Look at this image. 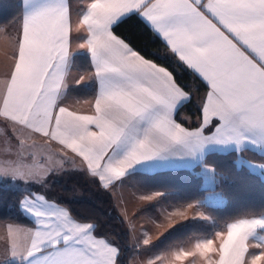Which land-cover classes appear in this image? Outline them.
I'll use <instances>...</instances> for the list:
<instances>
[{
  "label": "snow or ice",
  "instance_id": "obj_1",
  "mask_svg": "<svg viewBox=\"0 0 264 264\" xmlns=\"http://www.w3.org/2000/svg\"><path fill=\"white\" fill-rule=\"evenodd\" d=\"M132 13L163 40L176 63L206 82L196 128L173 118L178 104L191 97L175 70L146 58L114 31ZM74 31L84 34L77 37L83 39L77 49L87 50L93 69L88 80L98 84L90 114L62 103L76 51ZM10 39L0 117L14 131L41 133L70 150L80 158V170L103 187L144 162L202 161L209 145L264 150V0H86L75 19L69 0H35ZM83 81L81 76L76 83ZM23 147L17 137L18 154ZM249 166L264 169V163ZM0 174L37 178L15 162L0 167ZM21 204L35 224L8 230L14 258L27 264H118L119 249L96 233L95 223L42 195L25 197ZM204 205L197 200L187 208ZM189 257V264L198 258V264H264V213L233 218L211 238L154 255L145 264H182Z\"/></svg>",
  "mask_w": 264,
  "mask_h": 264
},
{
  "label": "trees",
  "instance_id": "obj_2",
  "mask_svg": "<svg viewBox=\"0 0 264 264\" xmlns=\"http://www.w3.org/2000/svg\"><path fill=\"white\" fill-rule=\"evenodd\" d=\"M10 4V5H9ZM20 0H0V25L8 24L21 13ZM3 15V16H1ZM114 31L125 37L147 58H151L175 70L178 82L184 89L194 93L201 91L205 84L190 70H186L167 51L163 40L155 35L149 25L137 14L132 13L114 25ZM73 62L82 69L90 66L85 54H73ZM68 92L78 97H92V84L71 86ZM180 109L199 113L193 96ZM251 157H255L252 153ZM203 162L211 165L215 183L212 189L225 196L222 205L205 203L202 210L209 221L188 220L169 228L149 245L142 246L150 252L162 250L172 244H182L196 236H212L217 229H223L226 222L246 214L264 212V181L244 166H238L233 152H209ZM128 183L143 190H160L163 193L151 205L143 206L138 212L154 213L155 204L183 205L201 200L207 187H202V177L195 170L174 168L155 172L135 171L126 175ZM44 183H28L26 188L10 185L11 179H0V221L30 224V218L20 208L24 193L40 192L47 198L63 204L73 216L95 223L96 232L113 241L118 249V264H129L133 251L123 218L117 211L111 192L102 187L98 180L82 170L50 173ZM5 264H18L8 262Z\"/></svg>",
  "mask_w": 264,
  "mask_h": 264
},
{
  "label": "crops",
  "instance_id": "obj_3",
  "mask_svg": "<svg viewBox=\"0 0 264 264\" xmlns=\"http://www.w3.org/2000/svg\"><path fill=\"white\" fill-rule=\"evenodd\" d=\"M20 1L22 4V11L18 16L14 18V24H15L13 28L14 36L16 34L17 28L19 27L25 13L35 6V0H28L27 3H26V0H20ZM69 2L72 6L73 18L75 19L76 14L79 12L82 6H84L86 0H69ZM83 36H84L83 33H76L74 31L72 48L74 50L76 49V51L73 54L81 53V54L87 55V57L89 58V63H90V57H89L87 50L77 49L78 44L83 42L82 38L77 39V37H83ZM11 48H12V43L5 42L3 39V35L0 34V82H2V79H3V72L6 70V63L10 61V58H11ZM92 71L93 69L91 68V64L89 68L82 69L78 65H76L71 59V66H70L68 75L66 77L67 82H68V87L64 90V96L62 98V103L64 106L69 107L70 110L78 111L81 114L91 113L92 109L90 107L89 102L93 100V97L96 94L97 89H98V84L95 79L88 80V77L91 75ZM81 76L84 77L85 81L77 84L76 81L80 80ZM203 82L205 84V87L201 91H198L196 93L190 90L184 89L186 93L191 94V97L193 96L194 102L198 106L199 113L191 114L186 110L180 109L182 104L184 102H187L189 99L184 101L183 103L178 104L177 109L173 113L174 120L186 128H196L199 124V119L201 116L200 106L203 102V97L205 96V93L208 91L206 82L205 81ZM82 84H92V86L94 87V94L92 97H78L68 92L69 87L82 85ZM17 137H19L20 139L24 141V147L20 149L19 154L17 152ZM37 145H43L46 147L47 150L49 149V151H53L57 153L58 155H60L57 157L62 158L63 165L67 164V166H70V167L72 166L71 168L77 167L80 170V164H81L80 158L75 157L74 154L70 152V150H62L58 142L51 141L48 138L44 137L41 133H35L34 131L29 130V129H21L19 131H14L11 123L5 120L3 117H0V167L6 166V165H12L15 162L17 165H20V164L24 165L25 170L31 171L40 176H43V174H48L52 170L54 171L56 169L59 170L57 167H60V170L65 167V166H61V160H58L59 162H57V164H59L60 166H57L55 165V163L52 162L50 163L51 167H49L43 161L44 160L43 156L42 157L40 155L35 156ZM37 151H41V150L37 149ZM209 152H223V153L233 152L235 154V162L237 163L236 161L237 158L241 162V165L237 163L238 166L246 167L250 172L258 175V177L262 181H264V169L252 168L249 166L251 162L257 165L264 163V150L257 148L256 146H253L250 148H246L243 151H237L235 146L233 145H209L206 148L203 159ZM251 153L255 157H251L250 156ZM203 159L202 161L199 159L195 161L189 158V160L185 163L184 166H172L173 162L171 161L154 160V161H149V162H144L141 164L134 165L131 169L128 170L127 174L131 172H135V171H144V172L151 173V172H155L158 170H166V169H174V168H185V169L195 170L201 164H204V165L206 164L203 162ZM206 165H209V164H206ZM84 172L87 175H89L87 171H84ZM126 175L121 179L122 184H120V181H119L118 183H115L114 185H109L108 187H105L111 192L113 200H114V205L119 211H121L120 204H117V201L119 199L122 200L121 197H124V194H132L133 196H138V198H144V197H149L147 195L151 193H155V194L163 193V191H160V190L158 192L157 190H155L154 192L152 191L148 193L146 192L143 193L141 190L137 189L134 186H131L127 182ZM45 178L46 177L44 175V179ZM0 179H11L12 182H16V183L17 181H20L21 184H25V187H23V189L27 187L26 183L32 182L29 179H24L22 177H13L10 174H0ZM99 184L102 186L100 182ZM33 195H36V196L42 195L45 197L47 201L55 202L58 205L69 209L67 206L60 204L56 202L55 200L47 198L43 193H40V192L24 193L23 197L21 198V201L24 200L25 197H29L31 199ZM151 197L152 199H144V200H147L145 202H149L151 200L150 204H152L154 199L157 198L156 196L154 197L152 195ZM190 203H194V202H190ZM150 204L148 203L146 205H142L141 203L142 206H147ZM187 204H183V205L158 204L156 205V211L154 213H150L147 211L138 212V208L142 206H138L137 208H135L136 207L135 206L134 207L135 209L129 210L130 212L127 210L129 213L126 217L124 215L125 213H123V212H127L126 210L119 212L121 217L123 218L125 227L129 234L131 246L133 247V251L129 258V264H134V262L135 264H145V261L152 258L154 255H162L166 252L176 251L178 249H187L191 246H194V244L199 239H202L205 237L207 238L212 237V236H209V237L208 236H196V237H193L185 241L182 244L169 245L158 252H150L144 248H141L142 246H144L142 243L143 239L148 238L152 242L153 240L161 236L164 232H166L169 228L177 224H180L182 222L188 221V220H195L196 218L191 217L190 214L192 213L197 214L198 210L188 209ZM20 208L23 211V213L30 218L31 223L22 224V223H11V222L0 221V264H5L8 262H18V264H27V261L22 262L18 258H14L12 256L11 242H10V239L7 238V233L9 229H14L16 227L32 228L35 224L34 217L28 211H26L25 208L22 207L21 202H20ZM200 211H202V208L200 209ZM100 236L103 238H106L108 241H110L112 244H114L117 247V245L113 241H111V239H109L108 237L102 236V235ZM250 252L256 253V252H259V249H251ZM191 260L192 258L189 257L185 261H183L182 264H189V261ZM196 264L198 263L196 262Z\"/></svg>",
  "mask_w": 264,
  "mask_h": 264
},
{
  "label": "rangeland",
  "instance_id": "obj_4",
  "mask_svg": "<svg viewBox=\"0 0 264 264\" xmlns=\"http://www.w3.org/2000/svg\"><path fill=\"white\" fill-rule=\"evenodd\" d=\"M8 1V0H6ZM10 5V4H9ZM22 5V4H21ZM22 11V9H21ZM3 16V15H1ZM14 19H12L8 24L6 25H2L0 26L1 29H0V34L3 35V39L5 42H8V43H12L11 41V37L14 36ZM5 26V27H3ZM73 60V59H72ZM38 150H41V151H37ZM36 155H40L41 157L43 156L44 157V162L49 166L51 167V164L50 163H55V165L57 166H60L59 164H57V162H59L58 160H61V166H65L64 168H62L60 170V167H57L59 170H52L50 171V173L54 176L55 174H58V173H64V172H68V171H75V170H79V168L75 167V168H71L70 166H67V164H64L62 163V158L60 157H57V156H60L58 155L57 153L53 152V151H49V149L47 150L45 146L43 145H37V148H36V152H35V156ZM47 161V162H46ZM49 161V162H48ZM237 163L239 165H241V162L240 160L237 158ZM210 168H212L210 165H208ZM197 174L201 175L202 177V187H207V188H211V189H207L204 191L203 193V196L201 198L202 201H205V203L207 204H211V205H221L225 202V197L224 195L219 191V190H216V189H212V187L214 186V183H215V178H214V174L213 172H209L207 171L205 168H204V164H201L197 169H195ZM48 173V174H50ZM48 174H43V176H40L38 174H36L37 178L36 179H29L30 181L35 182V183H44L45 179H44V175L45 177H47ZM31 183V182H30ZM120 184L121 181H120ZM131 186H134L133 184L129 183ZM10 185H12L13 187H17V188H23L25 187V184H21L20 181H17L16 182H11ZM26 185H28V183H26ZM136 187V186H134ZM137 188V187H136ZM139 190H141L143 193L146 192H154L155 190H143V189H140V188H137ZM159 190H157L158 192ZM162 194V193H161ZM112 195V194H111ZM120 195V194H119ZM156 196L155 193H151V194H148L147 196ZM153 197V199H154ZM156 197H159V196H156ZM122 200H118L117 201V204H120V210L119 211L117 208V211L118 212H122L124 210H133L135 208H137L138 206H142V205H146V204H150L151 200L149 202H145L147 200H144V198H138V196H133L132 194H124V197H121ZM210 198V199H209ZM113 199V197H112ZM156 199V198H155ZM154 199V200H155ZM113 203H114V200H113ZM142 203V205H141ZM151 205V204H150ZM156 205L158 204H155V210H156ZM136 206V207H135ZM135 207V208H134ZM143 207V206H142ZM141 208V207H140ZM138 208V209H140ZM123 212L125 213V217L128 215V213L130 212ZM198 213L197 214H190L191 217L193 218H196L195 220H201V221H206V222H210L209 221V217L208 215L202 210L200 211V209L197 211ZM207 217V218H205ZM222 230L221 228L220 229H217L216 231L213 232V234L217 231H220ZM173 245V244H172ZM160 251V250H159ZM155 252H158V251H155ZM199 259V258H198ZM197 263H198V260H197ZM135 264V262H134Z\"/></svg>",
  "mask_w": 264,
  "mask_h": 264
}]
</instances>
